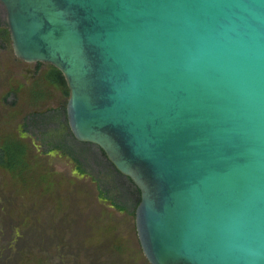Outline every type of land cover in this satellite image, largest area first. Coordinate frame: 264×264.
I'll use <instances>...</instances> for the list:
<instances>
[{"label":"water","instance_id":"water-1","mask_svg":"<svg viewBox=\"0 0 264 264\" xmlns=\"http://www.w3.org/2000/svg\"><path fill=\"white\" fill-rule=\"evenodd\" d=\"M64 76L74 138L140 190L150 264H264V0H0Z\"/></svg>","mask_w":264,"mask_h":264},{"label":"rangeland","instance_id":"rangeland-1","mask_svg":"<svg viewBox=\"0 0 264 264\" xmlns=\"http://www.w3.org/2000/svg\"><path fill=\"white\" fill-rule=\"evenodd\" d=\"M5 21L0 4L6 31ZM47 70V63L18 59L0 30V141L20 136L29 162L24 180L0 167V264H150L138 240L128 181L97 146L69 145L67 98L46 82ZM35 84L47 94L37 105L29 102ZM33 113L38 120L26 127Z\"/></svg>","mask_w":264,"mask_h":264},{"label":"trees","instance_id":"trees-1","mask_svg":"<svg viewBox=\"0 0 264 264\" xmlns=\"http://www.w3.org/2000/svg\"><path fill=\"white\" fill-rule=\"evenodd\" d=\"M1 26V24H0ZM5 26L7 27L6 21ZM1 28V27H0ZM1 30V34L4 37V35H9L8 27L7 30ZM10 38V36H9ZM40 67L42 63H37ZM43 77L49 84H53L57 86L60 91L63 93V95L68 99L69 96V89L66 83V80L63 76V74L54 66L49 64V70L45 71L43 73ZM29 102L33 105L39 104L41 101L47 98V94L44 90L38 89L37 84H35L30 90H29ZM38 116V114L33 113L26 117V127L29 126L31 122H35V118ZM64 116L66 115V106L64 109ZM69 129V126H68ZM70 132V130H69ZM71 133V132H70ZM10 137L2 139L0 141V167L10 172V174L14 175L15 177L20 178L21 180H24L26 177L29 167L28 162V147L27 144L23 141V139L20 136L9 134ZM60 147V146H59ZM99 148V147H98ZM100 149V148H99ZM101 150V149H100ZM103 155L107 158L106 154L101 150ZM108 160V159H107ZM110 163V161L108 160ZM111 164V163H110ZM111 166L115 169V167L111 164ZM115 171L123 176L120 172H118L116 169ZM125 177V176H123ZM130 185V192L134 196L135 199V209L139 205L141 201V193L140 190L134 185V183L129 179L128 177H125ZM113 206L117 208L118 210L125 211V207L118 205L117 203L113 202Z\"/></svg>","mask_w":264,"mask_h":264},{"label":"flooded vegetation","instance_id":"flooded-vegetation-1","mask_svg":"<svg viewBox=\"0 0 264 264\" xmlns=\"http://www.w3.org/2000/svg\"><path fill=\"white\" fill-rule=\"evenodd\" d=\"M64 114V113H63ZM67 115V114H66ZM64 116V115H63ZM64 119H65V121H63V124H65L66 125V127H67V130L69 131L70 130V128L68 129V119H67V116H64ZM36 120H38V118H36L35 119V121ZM54 121V122H53ZM51 123H58V125H61V123L60 122H58V120H56V119H53L52 121H51ZM71 132V131H70ZM69 132V135H70V138H71V140H70V142H69V145L70 146H73V145H75V144H79V143H82V142H79V141H77L75 138H74V136L72 135V133H70ZM62 136V135H61ZM65 135L63 134V136H62V138L64 137ZM65 137H67V135L65 136ZM64 143H66V142H64ZM88 144V143H87Z\"/></svg>","mask_w":264,"mask_h":264}]
</instances>
